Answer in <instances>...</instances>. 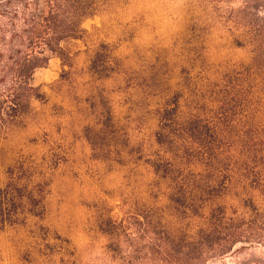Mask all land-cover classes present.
<instances>
[{
    "label": "rangeland",
    "instance_id": "obj_1",
    "mask_svg": "<svg viewBox=\"0 0 264 264\" xmlns=\"http://www.w3.org/2000/svg\"><path fill=\"white\" fill-rule=\"evenodd\" d=\"M81 28L0 128V264H264V0H96Z\"/></svg>",
    "mask_w": 264,
    "mask_h": 264
},
{
    "label": "trees",
    "instance_id": "obj_2",
    "mask_svg": "<svg viewBox=\"0 0 264 264\" xmlns=\"http://www.w3.org/2000/svg\"><path fill=\"white\" fill-rule=\"evenodd\" d=\"M95 13L96 0H0V20L3 21L0 26V85L3 87L0 128H4L7 120L14 121L25 115L30 101L38 98L36 89L30 85L33 72L45 65L47 55L56 56L66 64L68 56L61 45L79 41L85 33L81 23ZM4 31L6 38L2 35ZM252 164V169L258 168L256 163ZM195 202L199 204L197 199ZM197 212L190 214L203 223L205 240L223 241L219 227L226 221L224 210L217 208L206 217ZM240 240V233H235L230 243L234 246Z\"/></svg>",
    "mask_w": 264,
    "mask_h": 264
}]
</instances>
